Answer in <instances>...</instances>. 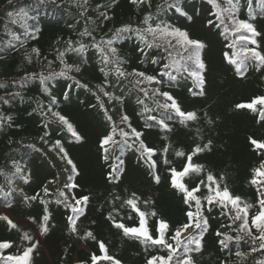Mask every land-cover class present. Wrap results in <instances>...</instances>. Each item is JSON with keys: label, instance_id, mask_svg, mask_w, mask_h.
Returning <instances> with one entry per match:
<instances>
[{"label": "trees", "instance_id": "obj_1", "mask_svg": "<svg viewBox=\"0 0 264 264\" xmlns=\"http://www.w3.org/2000/svg\"><path fill=\"white\" fill-rule=\"evenodd\" d=\"M175 3L185 15L168 8L165 0H0V193L7 194H0V217L16 225L12 228L0 219V242L11 245L0 249V264H6L2 257L21 255L31 245L35 247L29 264H92L93 255L105 254L120 264H148L153 257H167V248L125 236L113 221L126 227L139 226V216L124 203L135 195L153 238L160 235V220L168 225L164 239L173 247L176 240L172 237L178 229L182 242L200 235L195 216L187 229L182 228L189 223L186 213H196L195 200L186 204L184 194L170 183L169 169L182 170L188 155H192V164L202 166V171L190 172L182 181L188 189L199 186L194 196L200 198V217L207 221L200 250L188 256L194 264L264 261V250L251 252L260 243L254 241L258 235L255 229L252 235L238 231L241 222L233 219L236 213L231 205L222 209L217 204L207 205L203 199L209 173L221 188L226 186L232 195L253 205L249 218L258 211V200L264 195V177H255L258 183H251L254 170L264 162V149H257L249 139L264 142V106L257 105L255 110L236 108L237 104L264 96V65L258 66L249 58L246 71L238 76L235 66L225 58L239 52L243 45L264 55V14L252 0L255 18L250 19L248 0H239L235 18L253 24L259 35L252 36L243 31L233 33L227 20L221 24L208 0ZM217 3L225 6L224 0ZM21 9L27 12L26 17L20 14ZM145 17H150L147 24ZM157 23L186 31L191 39L204 44L200 50L205 65L202 89L187 73L169 69L175 80L160 75L168 62L164 41L157 40L149 47L135 31L121 33L111 44L116 49L117 65H105L103 54L94 47L99 45L104 54L111 56L103 42L112 39L117 29L127 26L144 30ZM240 36L248 40H240ZM146 39L152 41L153 37ZM69 42L73 49L81 44L86 47L71 51ZM168 50L173 55L182 51L178 47ZM153 58L158 63H153ZM116 67L128 75L119 76ZM189 67L194 66L189 62ZM62 71L67 75H53ZM134 71L155 76L160 83L130 75ZM41 77L48 79L42 84ZM141 89L149 95L146 97ZM155 89L169 93L182 110L196 113L197 118L180 123L171 110L158 107L157 101L163 103L164 98L152 95ZM201 91L203 95H193ZM53 112L67 119L81 137L79 141ZM148 115L171 116L166 121L171 130H162L155 121L147 120ZM133 130L142 134L139 140ZM121 132L126 135L121 137ZM109 135L117 143L101 147ZM140 141L155 150L151 156L155 169L138 151ZM209 141V149L193 154L197 146L203 148ZM177 151L185 155L177 156ZM154 176H159L158 183ZM73 184L76 187H68ZM33 196L37 198L30 199ZM82 196L89 200L86 205H78L84 211L75 217L66 205H75V199ZM45 210L48 231L42 234ZM69 216L75 219L74 232L69 227ZM25 233L31 240L23 239ZM225 236L232 237L225 241L227 247L220 244ZM100 242L106 253H101ZM237 252L243 255L237 256ZM184 257L181 244L172 264ZM97 264L112 262L101 258Z\"/></svg>", "mask_w": 264, "mask_h": 264}, {"label": "snow or ice", "instance_id": "obj_2", "mask_svg": "<svg viewBox=\"0 0 264 264\" xmlns=\"http://www.w3.org/2000/svg\"><path fill=\"white\" fill-rule=\"evenodd\" d=\"M135 2V0H133ZM208 3H210L214 9V14L216 16V19L220 21L221 24L225 23V20H227L228 24L232 26V32L237 33V32H247L251 33L252 36L259 35V33L256 32L253 24H251L248 21L244 20H238L235 18V13L238 11V6H239V0H224V5L221 6L220 4L217 3V0H208ZM165 4L168 8H175L176 12L180 13L181 15H185V13L182 11V9L175 3V0L173 2L169 3V0H165ZM257 7L261 10V13L264 14V0H256ZM248 6H249V18L254 19L253 15V10H252V0H248ZM20 14L22 16H27V12H25L23 9L20 10ZM11 15V14H10ZM150 17H145L144 22L147 24L148 20ZM190 19V17H189ZM211 23V22H210ZM219 26V25H218ZM129 31H135L137 34V38L140 39L141 41L145 42L149 47L152 46L153 43H155L157 40L164 41L168 45V49L171 48H176L178 47L182 51H177L175 55H173L172 51H168V55L166 57V60L168 61L167 63L163 64L162 66V71L160 73L161 76H167L170 80H175L176 77L171 74L169 69H172L173 71L177 73H187L190 77L195 82L196 87L198 88H203V85L205 83L203 76L201 75V72L205 68V65L203 61L200 58V50L204 47V44L201 41L191 39L186 31H183L179 28H174L168 24H162V23H157L154 27L152 25H148V27L144 30L140 29H131L130 27H123L120 29H117L115 34L113 35L112 39L108 41H104L103 43L107 46V52L111 53V56L108 54H104V50L100 48L99 45H94V47H97L99 51H101L102 58H103V63L105 65L108 64H113L117 65L119 63L118 59L116 58V49L111 47V44L113 40L117 39L120 37V34L123 32H129ZM224 31L227 32L229 31V28L227 25H225ZM152 36L153 40L148 41L146 39V36ZM171 38V39H169ZM240 40H248V37L245 36H240ZM175 41V43H173ZM249 43L255 44V40H249ZM86 46L81 44L79 49H73L71 46V42H69V47L68 50L71 51H82ZM35 51V50H34ZM64 53H60V56L63 57ZM178 57V58H177ZM226 60L228 63L232 64L235 66L236 73L238 76L243 75V71H246L247 67V61L249 58L255 60L258 62V66L264 65V55H262L260 52L256 51L254 48H249L247 45H243L240 49L239 52H233L231 57H228L226 55ZM153 63H158L156 58H153L152 60ZM189 62L191 65L194 67H189ZM79 71V69H76ZM243 70V71H242ZM101 71H104L102 68ZM116 73L123 77L126 74L123 70H121L119 67L115 68ZM107 74V73H105ZM53 75H61V76H66L67 72L62 71L58 74H53ZM130 75H135L138 77L143 78L144 81H148L149 83H160V81L156 80L155 76H147L143 72H136L134 71ZM48 79L46 77H41V83H44V80ZM142 81H137V83H140ZM141 91L144 92V95L147 97L149 93L145 89H141ZM191 91V90H190ZM203 95V91L199 93H193V95ZM152 95L154 96H161L164 98V102L161 103L157 101L158 107L164 109L166 112L168 110H171L175 114V116L180 118V123H185L186 121H193L195 120L196 113L194 112H186L181 109L179 104L176 102V100L167 92H160L159 89L153 90ZM170 101V103H168ZM139 103L143 104L144 101L141 100ZM257 105L264 106V96L260 97H255L253 98L249 103H242V104H237L236 108L241 109V108H247L251 110H255ZM51 111V109H49ZM145 111H148L147 108H145ZM54 116H56L61 123H63L67 129L72 133V135L76 138L77 141L81 139V137L75 132L73 129L72 125L67 121V119L60 115L59 113H52ZM123 119L127 120V117H124ZM172 119L171 116H161L157 117L154 115H148L147 120L150 121H155L157 125L162 130L165 131H170L171 129L169 128L168 124L166 123L167 120ZM261 119H264V112H261ZM147 127H151L152 125H146ZM121 137L125 136L126 134L121 132ZM133 135L136 137L137 140L140 139V136L142 135L139 132H136L133 130ZM250 143L253 144L257 149H264V142H259L255 139L249 138ZM117 143L113 141V137L111 135L105 137L102 142H101V147H104L105 144L108 143ZM59 143V142H57ZM211 141H209L207 144L203 145V148L200 146H197L194 149V153H198L200 151H203L204 149H209L210 148ZM63 151V149H60ZM107 151V149H105ZM138 151H141V155L144 156L146 155L149 159V162L151 164V167L155 169V161L151 160V156L154 154L155 150L147 147L143 141H140L139 144V149ZM165 152H167V148L164 149ZM177 156H184L185 154L183 152L177 151L176 152ZM192 155L187 156V161L183 167L182 170L177 171L175 168L169 169L170 172V183L173 188L177 189L178 191L182 192L184 194V200L185 203L187 204L189 200H195L197 210L196 213H193L192 211H188L186 215L189 218V223L185 224L182 226L183 229H187L192 221L194 216L197 217L195 220V227L197 229H200V235H192L186 239L185 242H182L178 239L181 235V229H178L175 233V235L172 237L173 240H176V247H173L171 243H168L164 239V233L168 228V225L166 222L163 220L158 221L159 227L157 231L160 233L158 238H153L152 235L149 234L148 228L146 226V213L140 211L137 208L136 205V200L137 198L135 195H133L132 198H129L124 201V203L128 206L131 207L133 211L137 213L139 216V226L138 227H126L122 223H116L113 221L114 227L121 229L124 233L125 236L131 237V238H137L140 239L141 243H147L151 242L152 245H162L165 248L169 250V254L167 257H153L148 261V264H172L174 254L176 252V249L183 244L184 252H185V257L184 258H177L176 259V264H194V262L191 260L190 256H188V253L192 251H199L201 248V237L204 231L207 230V221L203 220L202 217H200V209H201V200L200 198L194 196L195 192L200 191L199 186L194 187L192 189H188L186 185L183 183L182 178L186 176L190 172L194 173H200L202 171V166L201 165H194L192 164ZM69 164L72 163L71 160L68 161ZM165 163L167 164L168 161L165 160ZM20 167L19 165L16 166V172H20ZM75 166H73V172H75ZM114 171H116L114 169ZM255 177H264V162H261L260 167L254 170V178L251 180V183L253 185L257 184L258 181L255 179ZM116 177H110V179H114ZM220 180H223V177L219 178ZM154 180L158 183L159 182V176H154ZM11 182V181H9ZM207 195L203 197L207 205L211 206L213 204H217L220 206L222 209H227L229 205H231V209L235 211L236 215L233 217L234 220H238L241 223L239 224V230H245L249 235H252V229H255L256 233L258 235L254 236V241L258 240L259 247H253L251 249V252H256V251H261L264 250V195H262L259 200V209L258 211L249 218V209L253 207V205L245 203L241 200L239 196H234L230 193L228 188L225 186L221 188L219 182L217 181V178L214 177L211 173L207 175ZM203 183V181L201 182ZM68 187H76V185H68ZM45 194L47 195V189H44ZM2 195H7L6 193H0ZM60 196H65L64 192H60ZM37 197L33 196L30 199L35 200ZM89 200L88 196H82L78 199H75V205L68 204L66 205L71 209L75 217H78L79 214H82L84 209L83 207H78V205H86ZM43 202V201H41ZM151 215H155V213H151ZM74 216H69V227L71 230L74 232L76 229L74 227L75 225V219ZM0 219H4L7 221L8 225L12 228H15L16 225L7 217H0ZM43 223L41 224V233H46L48 231L47 227V221L49 219V216L47 214V210H45V215L43 216ZM87 235L89 237L92 236L91 232H88ZM217 235H221L220 233H217ZM23 239L25 240H31V237L28 236L27 233L24 234ZM232 237L225 236L223 240L220 241V244L224 247H227V243L225 241L231 240ZM237 241H239L240 237H236ZM190 245H195L194 248H191ZM10 243L8 242H0V249L8 248L10 247ZM35 245H31L27 247L21 255H9L2 257V259L8 264V262H11V264H29L30 262V255L32 251L34 250ZM100 251L101 253H106L105 246L103 242H100ZM237 256L243 255L240 252L236 253ZM105 259L109 260L112 262V264H120L119 261L115 260L111 256H107L106 254L103 257H97L95 255L92 256V264H97L98 259ZM256 264H264V261H257Z\"/></svg>", "mask_w": 264, "mask_h": 264}, {"label": "rangeland", "instance_id": "obj_3", "mask_svg": "<svg viewBox=\"0 0 264 264\" xmlns=\"http://www.w3.org/2000/svg\"><path fill=\"white\" fill-rule=\"evenodd\" d=\"M18 221H21V220H19V219H17ZM33 227V226H32Z\"/></svg>", "mask_w": 264, "mask_h": 264}]
</instances>
